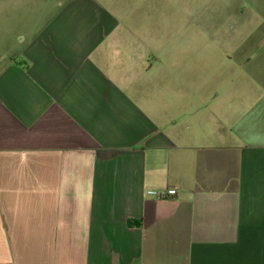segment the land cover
<instances>
[{"label": "crops", "instance_id": "obj_1", "mask_svg": "<svg viewBox=\"0 0 264 264\" xmlns=\"http://www.w3.org/2000/svg\"><path fill=\"white\" fill-rule=\"evenodd\" d=\"M180 2L0 0V264H264V71H152Z\"/></svg>", "mask_w": 264, "mask_h": 264}, {"label": "rangeland", "instance_id": "obj_2", "mask_svg": "<svg viewBox=\"0 0 264 264\" xmlns=\"http://www.w3.org/2000/svg\"><path fill=\"white\" fill-rule=\"evenodd\" d=\"M181 3L155 13L159 21L150 29L154 43L148 45L153 59L145 58L153 63L152 71H217L218 84H233L235 104L242 95L257 93L260 75L253 77L250 71H264V0Z\"/></svg>", "mask_w": 264, "mask_h": 264}, {"label": "built area", "instance_id": "obj_3", "mask_svg": "<svg viewBox=\"0 0 264 264\" xmlns=\"http://www.w3.org/2000/svg\"><path fill=\"white\" fill-rule=\"evenodd\" d=\"M149 194L159 199L175 194V190L174 189H167L166 191L156 190V191H150Z\"/></svg>", "mask_w": 264, "mask_h": 264}]
</instances>
